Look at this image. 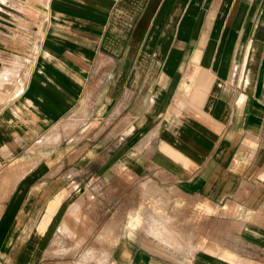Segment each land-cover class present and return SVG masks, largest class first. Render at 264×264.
Here are the masks:
<instances>
[{
	"label": "crops",
	"instance_id": "crops-1",
	"mask_svg": "<svg viewBox=\"0 0 264 264\" xmlns=\"http://www.w3.org/2000/svg\"><path fill=\"white\" fill-rule=\"evenodd\" d=\"M0 260L264 264V0H0Z\"/></svg>",
	"mask_w": 264,
	"mask_h": 264
},
{
	"label": "rangeland",
	"instance_id": "rangeland-1",
	"mask_svg": "<svg viewBox=\"0 0 264 264\" xmlns=\"http://www.w3.org/2000/svg\"><path fill=\"white\" fill-rule=\"evenodd\" d=\"M181 250H183V247H180ZM1 264H5V262L3 260H0Z\"/></svg>",
	"mask_w": 264,
	"mask_h": 264
}]
</instances>
